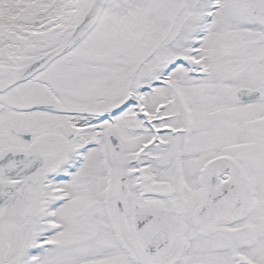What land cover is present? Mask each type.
Segmentation results:
<instances>
[{"label":"snow or ice","instance_id":"obj_1","mask_svg":"<svg viewBox=\"0 0 264 264\" xmlns=\"http://www.w3.org/2000/svg\"><path fill=\"white\" fill-rule=\"evenodd\" d=\"M0 264H264V0H0Z\"/></svg>","mask_w":264,"mask_h":264}]
</instances>
